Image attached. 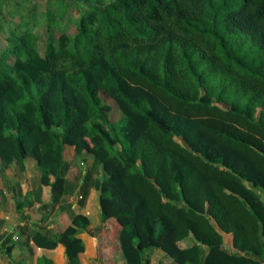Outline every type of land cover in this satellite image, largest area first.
<instances>
[{"label":"trees","instance_id":"obj_1","mask_svg":"<svg viewBox=\"0 0 264 264\" xmlns=\"http://www.w3.org/2000/svg\"><path fill=\"white\" fill-rule=\"evenodd\" d=\"M58 15L0 47V179L34 160L50 213L97 190L109 264H264V0L96 2L74 36ZM68 147L95 160L75 186ZM69 215L30 240L78 264L91 221Z\"/></svg>","mask_w":264,"mask_h":264},{"label":"crops","instance_id":"obj_2","mask_svg":"<svg viewBox=\"0 0 264 264\" xmlns=\"http://www.w3.org/2000/svg\"><path fill=\"white\" fill-rule=\"evenodd\" d=\"M74 153L75 149L73 147L67 148L66 165L69 166L67 179H72L73 177L72 171L74 167L72 166V161H74ZM83 161L84 167L81 170L85 174L86 171L94 168L95 160L92 156L86 155ZM6 176L8 182L0 179V237H7L1 247L0 264H38L39 259L42 258H46L50 264H68L63 249L48 250L38 248L30 240V237L38 230H47L51 236L62 232L71 224L70 210L76 214L87 216L91 221L88 229L80 235L85 242L86 250L79 256L78 264H109L108 252L105 251L102 255L99 253L100 239L96 237L101 226V208L97 202L99 199L97 190L91 189L84 206H81L78 199L80 196H78L71 209L70 207H65V203H62L56 211L52 212L49 220L43 221V213L41 212L40 214L42 215H40L36 211V207L38 208V204H40L39 193L41 192L44 204L50 203L51 188L42 186L41 175L36 167V162L28 159L26 161V172L19 173L16 168H11L7 170ZM100 177L104 178L105 176L100 173ZM13 187L18 188L17 208H19V211L13 209L12 206L16 203ZM62 223L65 225L62 226ZM13 235H18L19 240L17 242L12 241L11 237ZM161 258L159 256L157 261H154V259L152 261L151 259L152 264H159ZM111 264H126L119 250L113 255Z\"/></svg>","mask_w":264,"mask_h":264},{"label":"rangeland","instance_id":"obj_3","mask_svg":"<svg viewBox=\"0 0 264 264\" xmlns=\"http://www.w3.org/2000/svg\"><path fill=\"white\" fill-rule=\"evenodd\" d=\"M113 0H0V47L5 48L8 43V38L13 34V32H18L19 30H24L26 27L24 24H29V29L38 31L45 38H47V20H48V11L52 13L59 14V21L57 27H55L56 36H59L61 33H67L74 36L77 33V24L86 11V7L93 3L99 2L103 5L110 3ZM108 101V100H107ZM109 105L113 108V116L116 117L119 115L118 108L110 100L108 101ZM88 159H86L87 161ZM83 158L72 161V166L74 170L72 171V185H77V181L82 175V168L84 167ZM89 162V161H87ZM92 162V161H90ZM15 192V200L13 209L19 211L17 208V187H13ZM39 202L38 208L36 207L37 213H43L44 215H49L48 220L50 219L52 212L44 207L46 204L42 201L41 192L39 193ZM79 193L76 191L74 195L70 198L65 199V207L72 206L74 201L76 202ZM80 200V197L78 198ZM98 205L100 206L99 199L97 200ZM42 215V214H40ZM65 224L62 223V226ZM147 255L150 259L157 261L159 256L164 257L165 254L160 249H150L147 252Z\"/></svg>","mask_w":264,"mask_h":264},{"label":"built area","instance_id":"obj_4","mask_svg":"<svg viewBox=\"0 0 264 264\" xmlns=\"http://www.w3.org/2000/svg\"><path fill=\"white\" fill-rule=\"evenodd\" d=\"M80 199H82V197H80ZM6 238H7L6 236L0 237V252H1L2 244L5 242ZM11 239L12 241L17 242L19 240V237L18 235H13Z\"/></svg>","mask_w":264,"mask_h":264}]
</instances>
